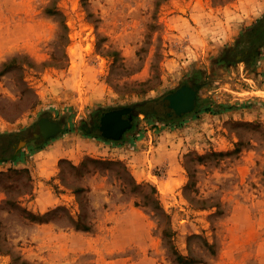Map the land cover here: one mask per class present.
<instances>
[{
    "label": "rangeland",
    "instance_id": "rangeland-1",
    "mask_svg": "<svg viewBox=\"0 0 264 264\" xmlns=\"http://www.w3.org/2000/svg\"><path fill=\"white\" fill-rule=\"evenodd\" d=\"M0 132V264H264V0H0Z\"/></svg>",
    "mask_w": 264,
    "mask_h": 264
},
{
    "label": "water",
    "instance_id": "water-1",
    "mask_svg": "<svg viewBox=\"0 0 264 264\" xmlns=\"http://www.w3.org/2000/svg\"><path fill=\"white\" fill-rule=\"evenodd\" d=\"M196 92L190 87H180L164 98L162 110L165 114H181L190 111L194 106ZM129 109H113L104 112L99 120V132L105 138L119 139L122 133L131 126ZM39 133L42 138H50L57 134L60 125L48 117H42L37 121Z\"/></svg>",
    "mask_w": 264,
    "mask_h": 264
},
{
    "label": "trees",
    "instance_id": "trees-1",
    "mask_svg": "<svg viewBox=\"0 0 264 264\" xmlns=\"http://www.w3.org/2000/svg\"><path fill=\"white\" fill-rule=\"evenodd\" d=\"M208 109H210V108H208ZM211 110H213V109H211ZM12 133L13 132H0V139L9 137ZM9 146H10V144H9ZM16 152H17V150L14 149V148H11V152H10L9 155H5V154H2L0 152V162H6V161L15 162L16 161L15 158L17 156V153Z\"/></svg>",
    "mask_w": 264,
    "mask_h": 264
},
{
    "label": "flooded vegetation",
    "instance_id": "flooded-vegetation-1",
    "mask_svg": "<svg viewBox=\"0 0 264 264\" xmlns=\"http://www.w3.org/2000/svg\"><path fill=\"white\" fill-rule=\"evenodd\" d=\"M245 53H247V51H246ZM195 103H196V100H195ZM195 103H194V104H195ZM194 106H195V105H194Z\"/></svg>",
    "mask_w": 264,
    "mask_h": 264
}]
</instances>
